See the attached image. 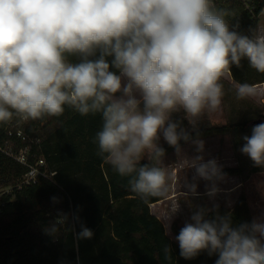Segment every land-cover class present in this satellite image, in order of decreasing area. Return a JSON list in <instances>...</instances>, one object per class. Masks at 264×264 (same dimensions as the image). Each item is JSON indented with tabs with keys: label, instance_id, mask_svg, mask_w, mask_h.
<instances>
[{
	"label": "clouds",
	"instance_id": "9594fccd",
	"mask_svg": "<svg viewBox=\"0 0 264 264\" xmlns=\"http://www.w3.org/2000/svg\"><path fill=\"white\" fill-rule=\"evenodd\" d=\"M227 16L213 0H0V123L59 117L65 106L81 116L99 113L98 155L141 198L161 195L168 179L159 166L161 136L177 151L190 139L173 114L183 112L194 127L217 111L221 79L242 60L264 73V28L242 34ZM257 94L254 84L236 85L238 99ZM244 140L241 152L264 167V123ZM193 143L203 150V141ZM202 160L190 162L198 177L222 178L215 160ZM212 211L198 207L181 228V257L206 251L217 255L215 264H264V221L233 226L230 215L209 218ZM92 237L86 227L78 234ZM163 253L172 260L170 246Z\"/></svg>",
	"mask_w": 264,
	"mask_h": 264
},
{
	"label": "trees",
	"instance_id": "16d2710c",
	"mask_svg": "<svg viewBox=\"0 0 264 264\" xmlns=\"http://www.w3.org/2000/svg\"><path fill=\"white\" fill-rule=\"evenodd\" d=\"M213 2L218 10L228 13L226 20L233 30L251 35L258 28L264 1ZM98 56L99 53L93 59ZM70 59L77 62L75 57ZM106 59L110 70L117 71L111 67L113 57ZM241 65H233L229 70L237 84L264 83V73L250 68L246 59ZM260 117L264 122V114ZM172 119L186 130L189 122L183 114L174 113ZM17 121V128L40 136V154L56 172L53 181L42 180L16 188L25 168L1 152V148L10 140L7 126ZM253 125L250 121L228 125L211 120L209 127L186 131L191 140L214 134L244 133ZM101 127V114L81 116L67 106L59 117L23 121L14 116L11 121L0 123V187H11L9 194L14 196L13 200L5 196L6 203L0 208V264H215L217 255L209 256L206 251L190 260L181 257L179 245L151 213L150 205L163 200L164 192L141 198L131 190L129 177L120 176L98 155L94 139ZM41 130H44L42 134ZM185 142L179 141V146ZM158 143L165 154L176 149L162 136ZM147 163V158L141 161ZM229 173L241 174V169ZM217 213L230 215L233 226L253 222L245 194L239 196L232 209L217 205L209 218ZM54 225L55 233L51 231ZM83 227L93 232L91 239H78ZM172 230L177 236L181 229L173 224ZM165 245L171 248V261L164 259Z\"/></svg>",
	"mask_w": 264,
	"mask_h": 264
},
{
	"label": "rangeland",
	"instance_id": "374dc122",
	"mask_svg": "<svg viewBox=\"0 0 264 264\" xmlns=\"http://www.w3.org/2000/svg\"><path fill=\"white\" fill-rule=\"evenodd\" d=\"M258 28H264V11L260 16ZM221 83L224 95L220 108L215 112L205 113L194 127L188 123L186 130L194 131L209 127L211 120H221L228 125L246 121L254 123L257 120H262L261 123H264L260 117L264 114V83L256 85L258 93L256 96L246 99L237 98V83L232 79L229 71L222 77ZM18 126L19 121L11 124V128ZM252 129L244 133L197 137L179 146V151L172 150L161 158L160 165L168 174L164 192L166 201L154 210L162 213L166 234L174 242L177 241L172 230L173 224L180 229L183 228L186 222H190L193 212L201 206L214 209L217 205H221L231 209L241 194L247 197L252 220L264 221V167L256 166L246 154L241 152L245 144L244 137L251 136ZM42 131L44 130L40 131L41 134ZM195 140L203 141L202 151H199L197 145L193 143ZM14 147L18 149L20 146L15 144ZM198 156L203 158L200 162L215 160L221 170L222 178L208 181L198 177L196 169L190 166V162ZM235 168H240L241 174L229 173V170ZM192 184L196 185L195 193L191 191ZM213 186L219 191L210 198L207 192ZM10 190L12 188L8 186L0 187V208L6 203L5 196H10ZM10 197V200L14 199L13 195ZM177 206L179 210L175 212ZM58 222L62 223V220L59 219Z\"/></svg>",
	"mask_w": 264,
	"mask_h": 264
},
{
	"label": "built area",
	"instance_id": "2783aa9c",
	"mask_svg": "<svg viewBox=\"0 0 264 264\" xmlns=\"http://www.w3.org/2000/svg\"><path fill=\"white\" fill-rule=\"evenodd\" d=\"M7 129L10 140L1 148V152L25 168V174L16 188L21 189L31 186L42 180L53 181L56 172L40 154L41 139L26 133L20 128H11V124L7 126ZM18 143L21 146L16 149L14 145H18ZM9 193L11 194V190Z\"/></svg>",
	"mask_w": 264,
	"mask_h": 264
},
{
	"label": "crops",
	"instance_id": "0c3cea01",
	"mask_svg": "<svg viewBox=\"0 0 264 264\" xmlns=\"http://www.w3.org/2000/svg\"><path fill=\"white\" fill-rule=\"evenodd\" d=\"M166 201L165 197L163 200L153 203L150 205V209H151V213L153 215H155L164 225V227H166V225L164 224V220L162 218V213L158 210L157 212L154 210L155 208H157L158 206H161L162 203H164ZM237 202V201H236ZM236 204V203H235ZM235 206V205H234ZM250 207V206H249ZM232 209V208H231ZM251 211V210H250ZM178 244V242H176ZM179 245V244H178Z\"/></svg>",
	"mask_w": 264,
	"mask_h": 264
},
{
	"label": "water",
	"instance_id": "95a60500",
	"mask_svg": "<svg viewBox=\"0 0 264 264\" xmlns=\"http://www.w3.org/2000/svg\"><path fill=\"white\" fill-rule=\"evenodd\" d=\"M262 120H257L254 122V124L258 125V124H261Z\"/></svg>",
	"mask_w": 264,
	"mask_h": 264
}]
</instances>
